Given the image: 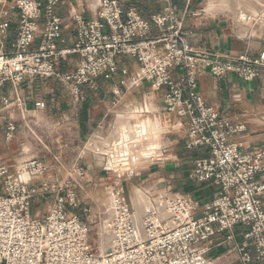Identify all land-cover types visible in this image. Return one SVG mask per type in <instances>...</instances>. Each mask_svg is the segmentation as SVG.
I'll return each mask as SVG.
<instances>
[{
    "label": "built area",
    "instance_id": "2783aa9c",
    "mask_svg": "<svg viewBox=\"0 0 264 264\" xmlns=\"http://www.w3.org/2000/svg\"><path fill=\"white\" fill-rule=\"evenodd\" d=\"M62 4V0H11L10 4L18 22L11 50L0 48V89L10 85L15 99L2 100L0 132L9 143L22 129L21 144L27 139L38 156L50 161L32 157L13 172L0 158V264H215L203 245L217 232L232 239L235 228H241L244 240L234 248L239 263L264 264V209L259 200L264 184H252L264 173V148L246 152L231 142V137L245 131L244 125L208 106L197 90L203 74L254 81L264 70V52L251 58L194 51L192 32L184 20L195 14L184 11L179 17L167 7L145 19L135 8L125 11L121 0H99L95 19H85L84 10L75 14L76 42L61 48L63 26L56 9ZM5 16H0V39L8 33ZM237 20L253 29L264 21V10L239 11ZM38 34L40 42L34 48ZM72 55L79 62L62 71L60 61ZM122 57L134 60L137 71L119 67ZM117 74L126 90L147 84L162 91L165 112L187 121L185 149L208 151L194 160L191 178L216 187L201 207L185 195H151L142 217L146 241L138 240L134 209L121 197L120 179L107 188L106 207L98 214L92 215L91 207L79 201L77 190L85 178L80 164L73 162L63 176L57 172L65 165L67 141L73 133L69 119L61 116L43 125L29 115L18 96L25 81L53 80L67 87L72 102L78 104L82 87L96 91L100 76ZM45 108L41 101L34 104L35 111ZM38 203L49 204L44 220L39 212H32ZM78 208L79 215L69 211ZM98 225L110 226L115 234L114 245L102 255L94 253L91 240L92 227Z\"/></svg>",
    "mask_w": 264,
    "mask_h": 264
},
{
    "label": "crops",
    "instance_id": "0c3cea01",
    "mask_svg": "<svg viewBox=\"0 0 264 264\" xmlns=\"http://www.w3.org/2000/svg\"><path fill=\"white\" fill-rule=\"evenodd\" d=\"M62 1L63 4L56 9L63 26L64 43L61 48H71L76 42L73 16L84 10L85 19H95L98 0L96 3L90 0ZM121 3L125 11L135 8L145 19L163 12L167 7L179 17L184 11L195 14V16L189 14L184 20L185 28L192 32L190 47L194 51L219 52L233 56L247 55L251 58H256L264 52V21L249 30L237 20L239 11L248 14L262 13L264 0H192L190 3L186 0H121ZM0 9V16L5 13L4 21L8 24V33L4 39H0V48L9 52L16 35L17 13L11 9L10 4H4ZM39 42L40 34L34 41V48ZM78 62L77 55L69 56L60 61V69L64 72L70 71ZM118 62L119 67H126L130 73L138 69L136 62L128 57H122ZM119 80L120 74L112 77L100 76L97 79L96 91L87 87L81 88L83 99L78 104L72 102L67 87L53 80L25 81L20 85L18 96L25 101V107L30 110L29 115L35 116L43 125L53 123L61 116L69 119L73 133L69 135L67 141L65 165L57 172L63 176L73 162H78L85 171L82 184L85 183L86 188L106 182L114 177L116 172L108 167L107 162L100 164L95 153L86 148L89 137L93 138L91 143L93 146L101 145L94 144L96 136L104 141H112L111 145L114 146V138L117 143L119 119L129 125H127L128 132L132 133V129L144 126L146 131L152 134L154 130L151 120L158 125L161 135L167 137V141L163 143L161 140L160 146L161 157L163 159L165 157V160H156L139 168L143 174L141 178L143 183L166 186L157 193L152 192L150 196L185 195L197 201L200 207L205 205L216 192V187L210 182H197L191 178L194 160L207 156L208 151L185 149L186 119L165 112L162 91H154L147 84L126 90L120 86ZM197 90L208 106L244 125L245 131L231 137V142L246 152H255L264 148V70L257 79L248 83L235 75L217 79L210 74H203L199 77ZM3 98L15 99L14 90L10 85L0 89V107L3 106ZM39 101L46 105L43 111L34 110V104ZM132 114H136L139 118L135 125H130ZM14 118L18 116L15 114ZM114 120L115 126L112 131L111 124ZM5 122L6 119L2 121V127L5 126ZM106 125H108L107 133H100V129ZM145 129L142 130L145 132ZM22 131L21 129L9 143L5 142L3 131L0 132V158L9 164L13 172L18 164L32 157H40L45 162L50 161L48 156H38L33 151L32 143L27 139H22L25 143L21 144V137L24 136ZM153 142L155 145V140ZM145 143L150 147L152 145V141ZM184 152L189 155L186 160L183 158ZM115 178L120 179L117 176ZM252 184H264V173L255 177ZM171 190L175 194H172ZM78 198L82 204H89L91 208L98 207L97 209L101 210V199L88 195L82 187L78 191ZM259 200L264 209V194L259 196ZM243 242L241 228H235L232 239H228V233L217 232L203 246L208 250L207 257L215 264H240L239 255L234 248ZM247 251L252 253V246H249Z\"/></svg>",
    "mask_w": 264,
    "mask_h": 264
},
{
    "label": "rangeland",
    "instance_id": "374dc122",
    "mask_svg": "<svg viewBox=\"0 0 264 264\" xmlns=\"http://www.w3.org/2000/svg\"><path fill=\"white\" fill-rule=\"evenodd\" d=\"M226 3L229 4L230 2L226 1ZM4 4H6V5L7 4H11V0H0V8H2V6ZM130 116H132L131 117L132 121L130 122V125H135V123L139 119L138 116L136 114H132ZM111 120H112V118H111ZM150 122L152 123L153 130H154V132L151 135L152 136L155 135V139H154L155 140V145H154V147L157 148L155 150L156 152H154V154L155 153H157V154L153 158H151V157L148 158L150 155L149 156L147 155L148 157L146 155H144V156L141 155L142 157L140 158V156L137 154L139 156V159H136V161H133V162L132 161L131 162L130 161H127V162H121L120 161V163H119L118 162V157L116 156V154H114L112 152V148L110 147L112 141L109 142L108 140H106L107 143L105 142L103 145L101 144L99 146L98 145L97 146H93V144H91L93 138L91 139V137H89V139L87 140L86 148L89 151L95 153L94 155H95L97 161L100 164H102L103 162H107L108 163V167L113 168L114 171L116 172L114 177L109 178V180H107L106 182L100 183L99 185H96L95 187L92 186V187L86 188L85 187V183H83L81 185L82 188L84 189V191L88 195L94 196L97 199H101L100 200V203H102L101 210H103V207H106V204H107V201H108V198H109L108 194H107V192H108L107 188L112 186L114 181L117 180L115 178L116 176L120 178L121 187L123 189L121 197H122V199L125 200V202L132 209H134L135 214L141 213L142 211H144L146 213L147 209L144 208V206L145 207H149V206L143 205V203H142V205L139 204L138 199L140 198V195L144 196L143 198L146 199L144 204L145 203L149 204L148 202H149L150 194L152 192H155V191L157 193V192L160 191V189L162 190L163 187H166L164 185H162V186L161 185L160 186H154V185H152L150 183H143V181L141 179L143 177V174H142V172H141V170L139 168H142V167H144V166H146V165H148V164H150V163H152V162H154L156 160H161V159L165 160V157H164V159H163V157H161L160 146H161V140H162L163 143H166L167 137L165 138L164 136L161 135V132H160V130L158 128V125L155 122H153L151 120H150ZM114 123H115V120L111 124L112 131H114V126H115ZM116 124H117V122H116ZM107 130H108V125L102 127V129H100L99 132L102 133V134H106ZM131 131H134V130L132 129ZM113 145L115 146V138L113 139ZM95 147H98V149L95 148ZM183 154H184L183 155L184 160L189 158V155L186 152H184ZM145 156H146V158H144ZM188 162H190V161H188ZM37 182L38 181L36 180L35 183H37ZM79 190L80 189H78L77 192ZM137 192H140V193H137ZM171 193L175 194L174 191H172V190H171ZM85 205L86 206H90L89 204H85ZM48 208H49V204L38 203V204H36V205H34L32 207V212L34 214L36 212H39V219L44 220V217L46 216V214L48 212ZM97 208L98 207L91 208V209H93V210H91L92 215L98 213V211L100 209L98 210ZM69 211L72 214H77V215L81 214V208L74 209V210L73 209H69ZM101 235H103L104 237L100 241L99 239H100ZM107 235L108 234H106V225H103V226L98 225V226H93L92 227L91 240L95 244L94 253H97V254L101 255L108 249V247H109L108 245L109 244H111V246L113 245L114 237H113V240L111 241L108 238Z\"/></svg>",
    "mask_w": 264,
    "mask_h": 264
},
{
    "label": "bare ground",
    "instance_id": "6f19581e",
    "mask_svg": "<svg viewBox=\"0 0 264 264\" xmlns=\"http://www.w3.org/2000/svg\"><path fill=\"white\" fill-rule=\"evenodd\" d=\"M90 1L93 3H96L97 0H90ZM245 6H243V7H245ZM142 129L143 130L145 129L144 126H143V128L142 127L141 128L140 127L134 128L133 129L134 131L132 133L128 132L129 128H128L127 124L125 122H123L121 119L118 120V126H117V130H118L117 143L118 144L115 141V143H116L115 146H112V145L110 146L111 148L115 147V148H112V152L114 154H116V156L119 159L118 161H121V162H127V161L131 162L132 161L133 162V161H136V159H139V156H140V158L144 155H146V156L150 155L149 157L147 156L148 158H150V157L153 158L154 156H156L157 153L154 154V152H156L155 151L156 149L154 148V145H153L154 144L153 140L155 139V137L152 136L150 133H148V131H146V129H145V132ZM147 141H152L151 147L149 146V144L145 143ZM105 142L106 141L102 140L101 138H98L97 136L94 139V144L99 143V144L103 145ZM146 156L144 158H146ZM137 193H140V192H137ZM143 197L144 196L140 195V198L138 199L139 204L142 205V203H143V205L149 206V204H147V203L144 204L146 199H144ZM144 208L148 209V207H145V206H144ZM143 215H145L144 211H142L141 213L135 214V225L137 228V235H138L139 241H146L147 240V234L144 231L143 224H142ZM106 234H108L107 236L111 241L113 240V237H114V241H115V234L113 233L111 227L108 225H106ZM113 245H114V243H113ZM108 246H111V244H109ZM97 255H99V254H97Z\"/></svg>",
    "mask_w": 264,
    "mask_h": 264
}]
</instances>
